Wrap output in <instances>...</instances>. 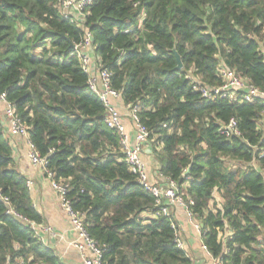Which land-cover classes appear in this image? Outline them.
<instances>
[{
    "label": "trees",
    "instance_id": "trees-1",
    "mask_svg": "<svg viewBox=\"0 0 264 264\" xmlns=\"http://www.w3.org/2000/svg\"><path fill=\"white\" fill-rule=\"evenodd\" d=\"M59 1L0 0V93L54 179L69 183L88 234L105 247L102 264H193L177 243L174 215H159L106 125L71 48L84 33L63 18ZM85 27L113 90L126 107L141 106L159 174L193 202L211 257L264 264V100L208 101L190 79L221 86L225 65L264 93V0H96ZM231 119L242 138L220 135ZM43 223L0 125V264H66L37 235Z\"/></svg>",
    "mask_w": 264,
    "mask_h": 264
},
{
    "label": "built area",
    "instance_id": "built-area-1",
    "mask_svg": "<svg viewBox=\"0 0 264 264\" xmlns=\"http://www.w3.org/2000/svg\"><path fill=\"white\" fill-rule=\"evenodd\" d=\"M95 1L96 0H60L58 3L63 18L82 29L84 33L83 42L81 45L75 47L74 55L79 58L83 70L89 75L88 87L90 92L96 94L103 103L107 112L105 118L106 125L119 134L121 150L124 154L125 162L129 170L137 176L140 186L150 192L155 198L156 207L160 208L159 215L170 216V207L172 205H179L186 212L189 221L194 224L197 231L201 233V228L199 224L195 222V218L190 211V206L193 205V202L184 201V197L179 193L177 184L168 182L162 187L150 182L148 168L143 160L145 146L150 143V131L140 121L139 113L141 111V106L137 104L129 108L131 119L136 128L135 143L132 145L130 136L125 130L122 115L115 105H113V101L121 96L111 87V73L108 70L99 69L96 62H94L92 58V54L94 53V38L85 27L89 10ZM219 72L223 84L218 87L210 88L197 82L193 77H190V79H193L195 90L200 92L206 100L215 101L222 98L232 103L240 104L245 102L253 103L258 99L264 100V93L260 92L246 79H243L236 70L222 65ZM0 104L4 106V113L9 124L7 136L9 138L22 137L28 140V157L31 164L44 172L50 182L52 190L58 196L61 208L65 216L70 220L72 231L77 236V240L73 242V247L82 255L85 264H102L105 247L101 246L88 234L84 223V215L74 209L73 203L68 196L70 192L69 183L65 181H56L54 179L55 175L48 170L47 159L40 156L36 151L34 145L30 141L29 128L17 113L14 105L8 100L6 94L0 93ZM219 133L226 138V140L242 138V132L235 119H231L227 124L220 125ZM32 185L33 183L31 181H27L29 189ZM3 201L10 206L8 199L3 198ZM8 214L16 215L13 209H11ZM31 225L34 226V223ZM172 228L176 230L177 243L183 248L178 227L172 224Z\"/></svg>",
    "mask_w": 264,
    "mask_h": 264
},
{
    "label": "crops",
    "instance_id": "crops-1",
    "mask_svg": "<svg viewBox=\"0 0 264 264\" xmlns=\"http://www.w3.org/2000/svg\"><path fill=\"white\" fill-rule=\"evenodd\" d=\"M92 58L95 62L97 61L95 54H92ZM113 105L120 111L125 130L133 145L135 143L136 128L131 119L129 108L125 106L121 97L114 100ZM0 125L7 134L9 124L2 104H0ZM9 139L14 151L16 168L27 181L33 183L30 188L31 199L35 209L44 219L42 225L35 227L37 235L41 238L43 244L56 251L66 264H85L82 255L73 247V242L77 240V236L72 231L71 222L61 208L58 196L52 190L44 172L33 166L29 160L28 140L22 137H11ZM151 146V143L145 146L143 160L148 168L150 182L164 187L166 182L159 174V165ZM170 210L179 226L183 249L190 256L193 264H217V261L204 248L201 233L196 231V226L189 221L184 209L179 205H172ZM195 222L197 223L196 220ZM194 230L198 233V236Z\"/></svg>",
    "mask_w": 264,
    "mask_h": 264
},
{
    "label": "water",
    "instance_id": "water-1",
    "mask_svg": "<svg viewBox=\"0 0 264 264\" xmlns=\"http://www.w3.org/2000/svg\"><path fill=\"white\" fill-rule=\"evenodd\" d=\"M71 48H72V49H75V46H74V45H71ZM173 52H174V55H175V57H176V62H177V67H176V69H177L178 71H180V70L183 69L182 58H181V56H180L175 50H174ZM190 168H191V166L188 168V170H187L186 173L184 174L185 177L189 175V173H190Z\"/></svg>",
    "mask_w": 264,
    "mask_h": 264
},
{
    "label": "rangeland",
    "instance_id": "rangeland-1",
    "mask_svg": "<svg viewBox=\"0 0 264 264\" xmlns=\"http://www.w3.org/2000/svg\"><path fill=\"white\" fill-rule=\"evenodd\" d=\"M263 128H264V127H263ZM251 165H252V166H255V167L257 168V164H256V163H252ZM236 166L239 167V166H243V165H240V163H238V165L234 164V167H233V168H235ZM193 229H194V228H193ZM194 231H195V230H194ZM196 231H197V230H196ZM196 231H195V233H196L197 236H198V233H197L198 231H197V232H196ZM180 236H181V241H183V240H182L181 232H180Z\"/></svg>",
    "mask_w": 264,
    "mask_h": 264
}]
</instances>
